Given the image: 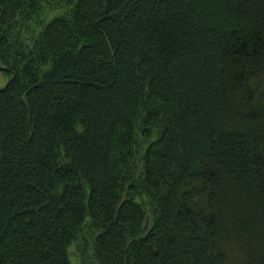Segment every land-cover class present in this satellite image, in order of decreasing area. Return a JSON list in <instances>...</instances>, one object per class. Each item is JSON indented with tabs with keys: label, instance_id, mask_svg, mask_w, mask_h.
Segmentation results:
<instances>
[{
	"label": "trees",
	"instance_id": "trees-1",
	"mask_svg": "<svg viewBox=\"0 0 264 264\" xmlns=\"http://www.w3.org/2000/svg\"><path fill=\"white\" fill-rule=\"evenodd\" d=\"M0 69V264H264V0H0Z\"/></svg>",
	"mask_w": 264,
	"mask_h": 264
},
{
	"label": "rangeland",
	"instance_id": "rangeland-1",
	"mask_svg": "<svg viewBox=\"0 0 264 264\" xmlns=\"http://www.w3.org/2000/svg\"><path fill=\"white\" fill-rule=\"evenodd\" d=\"M9 82V77L4 73L2 69H0V88H3L6 86V84ZM149 221L147 222V224Z\"/></svg>",
	"mask_w": 264,
	"mask_h": 264
},
{
	"label": "water",
	"instance_id": "water-1",
	"mask_svg": "<svg viewBox=\"0 0 264 264\" xmlns=\"http://www.w3.org/2000/svg\"><path fill=\"white\" fill-rule=\"evenodd\" d=\"M10 82H11V79H10L9 82L6 84V86H7ZM6 86H4V87H6ZM122 204H123V202L118 206L117 211L120 209V207L122 206Z\"/></svg>",
	"mask_w": 264,
	"mask_h": 264
}]
</instances>
